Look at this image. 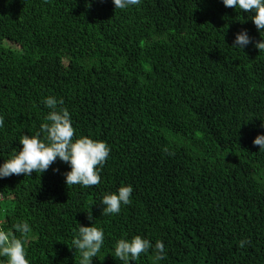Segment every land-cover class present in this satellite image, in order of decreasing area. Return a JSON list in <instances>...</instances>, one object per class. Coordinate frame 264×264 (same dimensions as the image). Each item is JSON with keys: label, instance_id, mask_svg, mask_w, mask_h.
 I'll return each mask as SVG.
<instances>
[{"label": "trees", "instance_id": "obj_1", "mask_svg": "<svg viewBox=\"0 0 264 264\" xmlns=\"http://www.w3.org/2000/svg\"><path fill=\"white\" fill-rule=\"evenodd\" d=\"M243 30L253 43L233 47ZM261 39L222 0H0V164L46 122L48 96L73 139L111 150L95 186H67L59 158L0 178V228L29 223L30 264H79L70 247L89 213L105 233L92 264H123L115 243L137 235L153 248L129 264H264ZM129 184L131 203L102 215L103 195Z\"/></svg>", "mask_w": 264, "mask_h": 264}, {"label": "clouds", "instance_id": "obj_2", "mask_svg": "<svg viewBox=\"0 0 264 264\" xmlns=\"http://www.w3.org/2000/svg\"><path fill=\"white\" fill-rule=\"evenodd\" d=\"M115 9H127L140 3V0H112ZM225 7L239 9L251 14V20L255 24L262 39L255 42L259 51H264V0H222ZM253 38L246 30L235 35L233 47L244 49ZM49 113L39 126V130L32 135H23L19 139L22 145L4 163L0 164V178L13 174L31 176L33 172L44 173L57 158L69 165L70 171L65 172L64 178L67 186L80 185L91 187L100 183L101 169L110 154V147L102 140H95L88 136H79L73 139L75 129L72 125L70 113L67 108L58 107L63 100H57L53 96L42 98L41 101ZM3 120L0 118V126ZM264 127V125H262ZM260 150H264V134H259L253 140ZM259 150V151H260ZM167 151V149H165ZM59 171V169H54ZM133 192L132 185H121L116 192L104 194L100 204L103 205L102 215L118 214L122 205L131 203ZM88 219L92 226L79 224L78 234L73 238L70 248L79 252V264H92V258L97 257L105 242L104 229L94 226V218L89 213ZM31 228L27 221L21 220L12 225V230L0 228V257L3 264H30L26 259V244ZM14 233H18L17 236ZM246 241H241L243 246ZM153 245L150 240L137 235L128 239H120L115 243V258L123 264L139 259L141 253H147ZM158 253L157 259H163L165 245L162 241H156L154 245Z\"/></svg>", "mask_w": 264, "mask_h": 264}]
</instances>
